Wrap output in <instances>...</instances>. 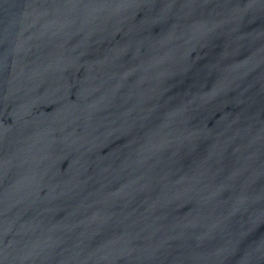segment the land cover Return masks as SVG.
<instances>
[{"label":"water","instance_id":"water-1","mask_svg":"<svg viewBox=\"0 0 264 264\" xmlns=\"http://www.w3.org/2000/svg\"><path fill=\"white\" fill-rule=\"evenodd\" d=\"M0 264H264V0H0Z\"/></svg>","mask_w":264,"mask_h":264}]
</instances>
